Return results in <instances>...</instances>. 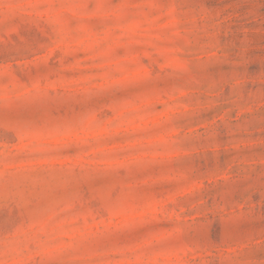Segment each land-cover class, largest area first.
Segmentation results:
<instances>
[{
  "label": "rangeland",
  "instance_id": "rangeland-1",
  "mask_svg": "<svg viewBox=\"0 0 264 264\" xmlns=\"http://www.w3.org/2000/svg\"><path fill=\"white\" fill-rule=\"evenodd\" d=\"M0 264H264V0H0Z\"/></svg>",
  "mask_w": 264,
  "mask_h": 264
}]
</instances>
